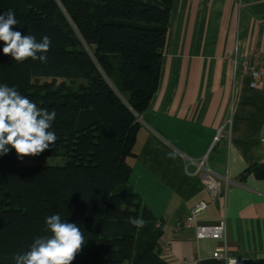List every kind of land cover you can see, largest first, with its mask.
<instances>
[{
    "label": "trees",
    "instance_id": "1",
    "mask_svg": "<svg viewBox=\"0 0 264 264\" xmlns=\"http://www.w3.org/2000/svg\"><path fill=\"white\" fill-rule=\"evenodd\" d=\"M171 1L0 0V14L12 10L19 21L13 30L51 38L43 64L15 62L0 41V84L56 110L57 140L45 152L63 159L26 165L14 149L0 156V264L50 235L44 221L57 213L84 233L72 264H167L156 219L128 185L126 158L159 85Z\"/></svg>",
    "mask_w": 264,
    "mask_h": 264
},
{
    "label": "crops",
    "instance_id": "2",
    "mask_svg": "<svg viewBox=\"0 0 264 264\" xmlns=\"http://www.w3.org/2000/svg\"><path fill=\"white\" fill-rule=\"evenodd\" d=\"M245 59L264 65V0L171 1L159 85L126 158L167 264H198L217 249L264 264V88L249 86ZM210 179L225 199H211ZM199 201L208 206L197 224L224 220V240L181 225Z\"/></svg>",
    "mask_w": 264,
    "mask_h": 264
},
{
    "label": "clouds",
    "instance_id": "3",
    "mask_svg": "<svg viewBox=\"0 0 264 264\" xmlns=\"http://www.w3.org/2000/svg\"><path fill=\"white\" fill-rule=\"evenodd\" d=\"M19 25L15 12L0 14V41L3 53L17 63L27 59L47 63L51 38L43 36L38 42L34 35L13 30ZM56 110L38 107L15 87L0 84V156L14 149L18 159L38 156L55 144L57 136L50 131ZM45 231L50 235L34 238L28 251L14 256V264H72L85 244L84 233L75 224L63 220L59 213L45 218ZM128 223L143 228L141 217H129Z\"/></svg>",
    "mask_w": 264,
    "mask_h": 264
},
{
    "label": "built area",
    "instance_id": "4",
    "mask_svg": "<svg viewBox=\"0 0 264 264\" xmlns=\"http://www.w3.org/2000/svg\"><path fill=\"white\" fill-rule=\"evenodd\" d=\"M241 65L243 71L250 76L249 86L251 88H264V65H252L250 59H245ZM218 137L219 135L215 136L214 140H217ZM205 187L212 200L216 198H226V186L222 187L221 183L216 179L208 180L205 183ZM207 206L208 203L204 201L196 202L191 208L190 213L181 221V225L189 226L192 222L195 223L194 226L197 238L209 237L224 240L226 235V224L224 220L216 224H197V215L205 210ZM212 256L222 261L223 264H243V258L229 257L223 249L215 250Z\"/></svg>",
    "mask_w": 264,
    "mask_h": 264
},
{
    "label": "rangeland",
    "instance_id": "5",
    "mask_svg": "<svg viewBox=\"0 0 264 264\" xmlns=\"http://www.w3.org/2000/svg\"><path fill=\"white\" fill-rule=\"evenodd\" d=\"M38 82L50 81L49 78H36ZM65 81L64 79H57L56 82ZM22 164H29V165H61L63 163V159L61 157H51L45 151L38 156H27L24 157L22 160L20 159Z\"/></svg>",
    "mask_w": 264,
    "mask_h": 264
}]
</instances>
